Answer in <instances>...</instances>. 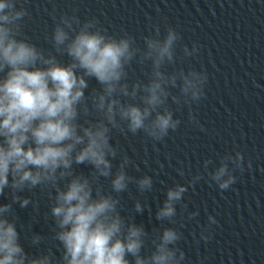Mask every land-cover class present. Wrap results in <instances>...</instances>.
Listing matches in <instances>:
<instances>
[{
    "label": "clouds",
    "instance_id": "clouds-1",
    "mask_svg": "<svg viewBox=\"0 0 264 264\" xmlns=\"http://www.w3.org/2000/svg\"><path fill=\"white\" fill-rule=\"evenodd\" d=\"M26 3L0 0V197L9 200L0 202V264H57L51 252L32 256L19 242L13 205L35 209V203L22 195L35 188L54 193L48 214L60 246L59 264H184V252L176 247L181 233L172 227H163L151 241V253L141 255L147 233L143 225L120 215L119 199L113 193L127 191L129 183L138 192H150L153 179L127 175L130 161L126 156L113 172L111 161L117 150L110 139L111 131L117 130L132 135L139 131L152 141H162L180 125L166 101L185 105L200 101L205 72L192 68L170 74L162 71L176 59L180 37L172 28L163 36L155 29V35L145 37L140 49L127 34L106 35L94 19L80 23L75 16L65 15L51 33L52 47L68 58L63 63L22 38ZM181 51L189 57L198 48L193 45ZM134 60L141 64L150 61L151 72L146 83L133 82L129 88L124 82L126 68ZM90 79L99 85L98 90H88ZM177 88L179 96H171L169 89ZM121 97L133 102H122ZM90 116L94 118L88 119ZM189 120L197 124L191 111ZM242 160L241 152L236 151L219 157L210 172V159L202 167L208 179L226 191L236 182L233 170H243ZM81 164L91 166L87 176L75 171ZM177 174L183 176V168ZM98 177L109 179L111 193L93 187ZM200 179L197 174L187 185L168 187L155 219L174 223L176 206ZM133 208L139 214L146 206L136 201ZM197 214L188 212L187 218ZM207 221L216 223L211 215ZM199 239H211L207 226ZM29 240L36 247L42 237L33 233Z\"/></svg>",
    "mask_w": 264,
    "mask_h": 264
},
{
    "label": "water",
    "instance_id": "water-1",
    "mask_svg": "<svg viewBox=\"0 0 264 264\" xmlns=\"http://www.w3.org/2000/svg\"><path fill=\"white\" fill-rule=\"evenodd\" d=\"M24 7L27 16L21 22L22 38L63 63L68 58L57 53L51 43V33L61 15L75 16L80 23L94 19L106 35L127 34L140 49L145 37L155 35V29L161 36L168 28L179 34L176 59L165 64L162 71L170 74L202 69L207 76L204 96L195 104L166 101L180 125L162 141H152L139 131L135 135L111 131L110 143L117 150L111 161L113 172L121 157L126 156L130 161L127 175L153 179L150 192H138L129 183L127 191L113 193L119 199L117 210L126 220L143 225L147 236L141 255L151 253V241L163 227H172L181 233L176 247L184 252V264H264V0H27ZM193 45L197 53L184 57L181 49ZM126 72L124 82L129 88L133 82L146 83L150 61L141 64L134 60ZM93 88L98 90L99 85L90 79L88 90ZM169 92L179 96L178 88ZM124 100L133 102L121 97ZM189 111L197 124L189 120ZM236 151L243 156V170L234 169L236 182L229 190L221 191L205 175L202 163L212 161L210 172L218 165L219 157ZM178 168H183V176L177 174ZM75 171L87 176L91 166L76 165ZM197 174L201 179L176 206L175 222L157 221L155 211L166 189L175 184L187 185ZM97 186L102 193H111L109 179L96 178L93 187ZM22 195L36 207L13 205L19 242L32 256L51 252L59 264L60 246L48 214L54 193L35 188ZM136 201L146 206L139 214L133 208ZM0 202L9 200L0 197ZM191 211L198 214L188 219ZM209 215L215 224H208ZM205 226L211 239L201 241ZM33 233L42 237L36 247L29 240ZM128 259L131 262V257Z\"/></svg>",
    "mask_w": 264,
    "mask_h": 264
}]
</instances>
